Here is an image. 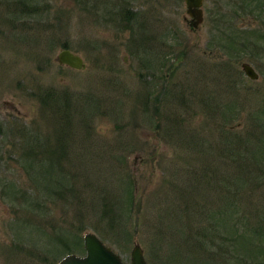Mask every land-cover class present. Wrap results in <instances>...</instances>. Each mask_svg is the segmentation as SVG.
Listing matches in <instances>:
<instances>
[{"label":"rangeland","instance_id":"rangeland-1","mask_svg":"<svg viewBox=\"0 0 264 264\" xmlns=\"http://www.w3.org/2000/svg\"><path fill=\"white\" fill-rule=\"evenodd\" d=\"M120 2L137 9L131 41L113 10L108 16ZM202 8L204 21L192 29L185 0H0V264L83 256L89 232L126 263L136 243L149 264H231L237 246L248 253L240 234L260 242L251 231L264 225V172L257 170L264 154V0H204ZM63 44L84 58L85 69L59 64ZM244 61L259 80L246 76ZM49 87L78 101L70 111L77 133L66 144L70 154L54 163L28 152L34 145L26 148L31 132L54 135L56 143L64 131L51 109L58 104L40 99ZM210 94L222 105L238 99L231 125L253 150L238 148L245 160H237L228 186L220 172L213 182L201 178L225 165L217 157L225 142L212 135L208 117ZM199 132L207 136L202 149ZM127 176L130 193L117 187ZM192 179L205 186L200 194L212 189L206 201L190 198ZM196 202L207 207V225L218 208L237 202L239 234L224 230L219 247L208 237L199 247L192 238Z\"/></svg>","mask_w":264,"mask_h":264},{"label":"trees","instance_id":"trees-1","mask_svg":"<svg viewBox=\"0 0 264 264\" xmlns=\"http://www.w3.org/2000/svg\"><path fill=\"white\" fill-rule=\"evenodd\" d=\"M244 1L245 0H242V2H244ZM16 2H17V0H16ZM19 3H21V1ZM62 47L63 48H69V46L67 44L66 45L63 44ZM164 64L165 63H162V65H160V67L164 68ZM147 84H149V83L147 82ZM152 93H153V91H152ZM152 93H151V97H152ZM212 96H213V94H210L208 96L209 104L211 105L208 117L211 119H214L213 121L216 124V128L211 129L212 135H214L215 133L217 135V133H218L220 135V137H222L221 141L225 142V146H223V144H222V146L219 145V147L222 148L221 150L223 151V153L221 151L217 155L218 158H221L223 160L225 165H220V168L217 170L211 169L210 174L203 172L204 171L203 170L202 174H201V176H202L201 178L205 181V178L209 176L211 182H213L212 181V180H214L213 173L220 172L223 176H220L219 178L221 179V181H223L222 183L224 185L228 186L229 184H233L235 182L234 178H236V176L234 175V173L232 171L237 168V167H234V166H237V160L240 159L239 157L241 155H242L241 159L245 160V157L243 156V154H240V152L238 151V148L240 147V148H243L246 150L249 149V152H251V153H253L252 152L253 150H252L251 145L249 144L250 138L247 139V137H246L249 135V132H247V135H245L246 138L243 139L244 135H241L240 133L235 132V131H237L236 130L237 126L231 125V123L236 119V116H237L236 110H239V103H237L238 99H235V100L232 99L233 100L232 102L228 101V102L223 103V105H222L219 102H218L219 104L216 103L215 98L218 101H220L219 97L217 98V96H215V98H212ZM64 97H65V99H64ZM151 97L149 96V99ZM40 99L44 103L48 101V102H52V103L55 102L58 104L57 106L55 105V107H53L51 109L53 111L58 112V114L60 115V118L62 119V121H61L62 126H60V127L64 131L62 133L55 134V137L57 138L56 143L53 141L54 135H51V136L46 135L45 136L44 134H41V132H37V133L31 132L32 134L28 135V138L31 140V143H29V146H27L26 148L28 149L29 147H31V145H34L35 150H33L31 147L30 148L31 150L29 149L30 151H28V152L31 153V151H33V152H35L36 156H37V154H38V156L45 155L47 157V159H49V161L50 160L52 161L51 163H54V162H56V160L60 156H63V155L68 156V154H70V152H69L70 149L68 148V146L70 143L73 142L72 140L75 138L73 136L75 134H77V133L71 132V130H70V128H72V126H74V123L72 122V121H74L73 120L74 118L70 115V111L74 112V109L76 110V108L73 104L75 102V105H76V103L78 101L76 102L73 99L72 94L70 93L69 90L65 91L63 94V93L57 92V89H53V88L50 90L48 89V90L44 91V93L40 94ZM64 101H65L64 105L61 104ZM213 103L217 104V106L213 105ZM209 104H208V106H209ZM72 105H73V107L71 108ZM59 109H62V111H59ZM255 124H258V123L254 121L253 125H255ZM87 126H88V124H87ZM69 130H70L72 135L67 133ZM210 137H211V135H210ZM28 138H27V140H28ZM50 139H51V142L48 145H45V142L47 140H50ZM196 139H198V142H199L198 147H200V149H202V146H207L206 145L207 136L201 135V133L199 132ZM244 141L249 142L248 145H245V144L243 145ZM209 144H210V146H208V147L210 149L215 150L217 148V146L214 143L211 144V142H209ZM258 148H259L260 154L264 153V144H262V145L260 144L258 146ZM26 155H27V153H26ZM244 155H248V152ZM261 156H262V158H261ZM261 156L259 155V157L258 158L256 157V158L258 160H260L257 162L259 165L257 168L258 173L262 174L264 172V154ZM8 157L10 159H12L11 155H8ZM42 161L43 160H41V163H42ZM34 165H35V162L32 163L30 166H27V169L34 168ZM42 165H43V163H42ZM49 165H50V168H52V166H51L52 164H49ZM237 170H238V168H237ZM225 171H228L227 174L225 173ZM118 174L120 175V173H118ZM235 174H236V172H235ZM243 177L244 176L239 177V180L242 181ZM190 178H191V176L189 177V179ZM118 179L121 181V179L119 177H118ZM194 181H195V179L191 180L192 185H190V187H189L192 190V192H190V198L191 199L194 198V199L198 200L199 198L197 197V195L199 196V194H200V187H202L204 185L196 186ZM204 181H202V182H204ZM131 183L134 184V181H132L131 178L129 180V176H127V178L122 179V181L120 182L119 185H117V187H118V189L122 188V190H123V188L125 186L127 188V191L130 193L131 192V186H132ZM13 187H14V185H13ZM210 190H212L210 187L208 189L205 188V193L200 194V195H202L203 201H206L205 199H207V194ZM181 192H182L181 195L183 197L185 193L182 190H181ZM19 193H20V189H19L18 194ZM192 193L195 194L196 197H193ZM5 194H7V193H5ZM9 194H7V195L11 196V199H13V198L16 199V197H14V195H9ZM26 197H28V196H26ZM26 197H24V199H26ZM19 198H20V196L17 199H19ZM129 200L132 202L131 204H133L132 199H129ZM186 200L188 201L187 198H186ZM231 200H232L231 198L228 199V202H230ZM21 203H23V202H21ZM225 204H226V202H225ZM237 204H238L237 202H235L234 204L230 203L229 205H227L226 208H223L224 205L222 208H220V209L218 208V210H216L214 215H213L214 216L213 218H215V221L212 222L211 225H207L205 222L206 219H203L205 216L207 217V213H206L207 207H204L203 203H201V202H196V206L191 208V210L193 211L192 215L194 217L191 220V222L194 224L196 221L199 223V225H198V232L196 231L197 234L196 235L193 234L192 238L195 239V241L197 242L199 247H200V244L204 245L202 241L207 239V237L211 238L212 242L215 241L216 242L215 245H217L219 247V245L222 243V242H219V239H221L222 237H224L226 235L224 230L229 231V232L232 231L234 233H238L237 231H238V227H239V222L236 221L235 227H234V225H233L234 219L232 218L235 211L237 210V208H235V205H237ZM234 208H235V210H234ZM199 217H202V218H199ZM240 227L244 228V229H248L247 225H240ZM232 228H233V230H232ZM253 228H255V227H253ZM251 232L255 235L258 234L257 236H258L260 242L259 243L253 242L252 238H255L254 235H250V237H249L248 234H244L246 232H244L243 234H240V236L243 235L247 238L244 241L245 245L243 248H244V250L248 251V253H244V251L239 250L238 246H237V249L235 248V252L233 254H231V253L228 254L226 252L225 254L229 257L231 254L232 259H231V257H230V259L233 261L231 264H256V262H258V264H263L262 262L264 260V233H263L264 232V225L260 224L258 228L252 230ZM197 237H199L202 240H199ZM241 238L242 237H240V240H241ZM246 241H247V243H246ZM241 252H242V254H241ZM247 254H249V255H247ZM240 257H242L243 259H240Z\"/></svg>","mask_w":264,"mask_h":264},{"label":"water","instance_id":"water-1","mask_svg":"<svg viewBox=\"0 0 264 264\" xmlns=\"http://www.w3.org/2000/svg\"><path fill=\"white\" fill-rule=\"evenodd\" d=\"M187 14L191 17L190 25L192 29H197L204 21L203 4L204 0H185ZM59 64L68 66L75 70H83L86 63L83 57L74 53L70 49H62L58 55ZM241 67L245 74L253 79H260L259 73L249 62H242ZM84 247L86 254L79 256L77 254H68L59 264H149L144 255V250L139 243H136L131 251V262L126 263L122 257L111 247L106 245L94 233H86L84 236Z\"/></svg>","mask_w":264,"mask_h":264},{"label":"flooded vegetation","instance_id":"flooded-vegetation-1","mask_svg":"<svg viewBox=\"0 0 264 264\" xmlns=\"http://www.w3.org/2000/svg\"><path fill=\"white\" fill-rule=\"evenodd\" d=\"M122 4H118L114 9H112V6L108 8V16H110V13L112 12V14L115 16V17H118V20L117 21H114V22H118L119 20V24H121V26L123 27L122 30H126V31H130V37H129V41H131V38L134 37L135 33H136V17H137V11H134L135 8L132 9L130 3H127V2H120ZM137 10V9H135ZM138 25L139 27H143V23H140L138 22ZM129 47V46H128ZM131 48V47H129ZM63 49H68V48H63ZM84 59V58H83ZM85 61V60H84ZM246 62V61H244ZM86 63V62H85ZM251 64V63H250ZM252 65V64H251ZM65 66V65H64ZM253 66V65H252ZM254 67V66H253ZM255 68V67H254ZM75 70V69H74ZM243 70V69H242ZM256 70V69H255ZM257 71V70H256ZM152 72V71H151ZM245 73V72H244ZM259 73V72H258ZM260 75V74H259ZM152 76V74H151ZM154 76V74H153ZM247 76V75H246ZM261 77V76H260ZM251 79V78H250ZM253 80V79H251ZM259 80V79H258ZM256 81V80H255ZM149 83V82H148ZM52 89L49 87V90ZM54 89V88H53ZM2 127H0V130H1ZM15 147L13 148H16V145H14ZM18 149H21V148H18ZM11 155V154H9Z\"/></svg>","mask_w":264,"mask_h":264}]
</instances>
